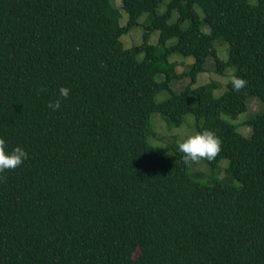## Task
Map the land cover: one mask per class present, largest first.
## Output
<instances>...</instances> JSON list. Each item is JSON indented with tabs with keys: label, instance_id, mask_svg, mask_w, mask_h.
Returning <instances> with one entry per match:
<instances>
[{
	"label": "trees",
	"instance_id": "obj_1",
	"mask_svg": "<svg viewBox=\"0 0 264 264\" xmlns=\"http://www.w3.org/2000/svg\"><path fill=\"white\" fill-rule=\"evenodd\" d=\"M162 1L122 0L121 25L111 0H0V138L28 153L0 173V264H264V108L244 121L247 136L222 116L254 97L264 105V0H169L158 14ZM143 13L142 42L125 48ZM173 53L193 61L178 72ZM210 58L247 86L229 81L218 97L212 80L191 87ZM61 86L70 95L53 112ZM154 112L174 126L190 113L197 132H215L222 150L202 161L217 172L226 158L224 177L240 186L202 182L178 146L151 145Z\"/></svg>",
	"mask_w": 264,
	"mask_h": 264
},
{
	"label": "rangeland",
	"instance_id": "obj_2",
	"mask_svg": "<svg viewBox=\"0 0 264 264\" xmlns=\"http://www.w3.org/2000/svg\"><path fill=\"white\" fill-rule=\"evenodd\" d=\"M113 5L120 12V24L124 25L127 22L128 16L125 10L122 8V0H111ZM169 0H163L156 8V12L158 14L163 13L166 10V4ZM197 12L202 17L201 10L196 6ZM147 13H143L138 19L137 24L134 25L128 32L124 33L120 37V41L122 42L125 48L130 47L132 45L140 44L142 42V34L145 30V26L147 25ZM178 17L177 10H172L171 15L168 19V22H174ZM188 21H184L182 23V27H186ZM202 30L208 32V27L206 25L202 26ZM158 39V31L153 30L149 36V43L156 44ZM176 41L175 38H171L167 41L166 45H171ZM217 56L222 60H226L227 53V43L220 42L217 40L214 42ZM142 56V54H141ZM170 61H176L177 67L176 70L181 72L188 67L189 64L192 63L193 58L191 56H182L179 53H173L169 57ZM208 70L205 72H200L197 74L196 81L191 85V87H197L199 85L205 84L210 80L214 81L217 84V87L213 89L212 94L215 97L220 96L226 90L227 82L231 81V77L233 76L232 68H225L223 73L216 71L215 64L213 59H209L207 62ZM161 77L157 76L156 79L159 80ZM189 82V78L182 77L176 80L172 88L173 90L180 91L187 85ZM168 97L167 91H160L156 94L155 99L157 101H161ZM194 103V100L193 102ZM264 108L263 103L256 97L252 98L248 104V110L238 114L235 117H230L229 115L222 113V116L229 120L230 122L237 125V130L243 135L247 136L250 133V127L244 124V121L252 115L254 112H258ZM149 127L150 133L148 135V142L160 149L164 150L165 155H171L173 150L178 146V141L182 142L189 135H193L197 133L196 130V119L195 117L188 113L184 116L182 123L178 126L168 125L165 119L156 112L152 113L149 118ZM228 166V160L223 158L220 160L218 165L217 172H212L209 166L201 161L199 164H193L190 166V172H197L201 174L200 180L202 182H208L210 179L214 178L215 180H222L232 186L238 187L240 186V182L235 179L225 178V169Z\"/></svg>",
	"mask_w": 264,
	"mask_h": 264
},
{
	"label": "clouds",
	"instance_id": "obj_3",
	"mask_svg": "<svg viewBox=\"0 0 264 264\" xmlns=\"http://www.w3.org/2000/svg\"><path fill=\"white\" fill-rule=\"evenodd\" d=\"M233 91L239 93L247 86V80L233 75L231 77ZM44 91V89H41ZM59 95L55 100L49 101L47 107L53 112L60 109L61 104L70 95V89L61 86ZM6 141L0 138V173L6 170H15L28 158V153L21 147L14 148L10 153L6 152ZM178 150L182 153L181 162L186 166L199 164L202 160L212 162L222 150V141L215 132L205 129L189 135L182 142L178 141ZM6 177L0 176V181Z\"/></svg>",
	"mask_w": 264,
	"mask_h": 264
}]
</instances>
